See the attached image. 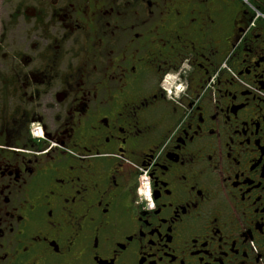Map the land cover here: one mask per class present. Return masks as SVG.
I'll use <instances>...</instances> for the list:
<instances>
[{
	"label": "flooded vegetation",
	"instance_id": "af4514ba",
	"mask_svg": "<svg viewBox=\"0 0 264 264\" xmlns=\"http://www.w3.org/2000/svg\"><path fill=\"white\" fill-rule=\"evenodd\" d=\"M11 5L0 264H264V0Z\"/></svg>",
	"mask_w": 264,
	"mask_h": 264
},
{
	"label": "rangeland",
	"instance_id": "374dc122",
	"mask_svg": "<svg viewBox=\"0 0 264 264\" xmlns=\"http://www.w3.org/2000/svg\"><path fill=\"white\" fill-rule=\"evenodd\" d=\"M11 4L12 0H0V14H2V17L6 15L5 12L10 9Z\"/></svg>",
	"mask_w": 264,
	"mask_h": 264
}]
</instances>
